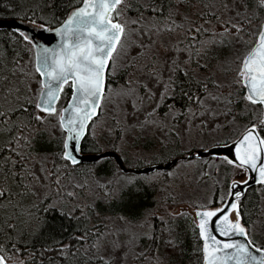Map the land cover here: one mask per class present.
Segmentation results:
<instances>
[{
  "label": "snow or ice",
  "instance_id": "obj_1",
  "mask_svg": "<svg viewBox=\"0 0 264 264\" xmlns=\"http://www.w3.org/2000/svg\"><path fill=\"white\" fill-rule=\"evenodd\" d=\"M167 2L168 0H165V3ZM80 3L82 6L74 8L59 27L51 26L49 22L38 25L42 31L52 33L59 39L60 43L55 48L36 44L33 37L21 29H16L14 32L15 36L20 37L30 46V50L38 49L35 72L40 77L41 99L35 104V113L30 111L29 107L31 101L28 100L27 91L30 89L21 90L11 84L13 77L27 75L20 67L19 54L12 53L6 59L8 49L6 47L0 49V134H8L0 141V264H9L11 259V253L5 249L3 241L9 240V247L15 249V242L11 237L20 219L16 209L20 207L25 197L35 196L36 185L43 183V178L29 167L32 157L27 151L32 146L36 125H45L48 117H56L64 134L60 159L65 162V167H72L81 164L80 154L85 147L82 141L93 135V127L103 115V105L110 96L115 95L123 100L133 101L132 109L136 113L143 111L141 105L145 97L148 101L156 98L153 88L140 80H129L118 90H113L108 84L115 70L116 60L127 46L130 34L141 31L139 25L144 19L143 14L141 13L138 19H122L125 11L131 7L129 0H80ZM256 4L258 8H264V0H256ZM222 6L227 7V4ZM145 11L159 16L165 9L160 5L159 0H154ZM240 15L236 13L233 18L221 19L216 14L202 13L197 21H190L189 27L185 29L183 24H178L169 13L163 27L151 28L149 32L153 34L167 32L171 36V34L179 35L180 31H184L185 36L182 40L171 41L165 48V51L174 54L161 57L159 63L157 56L149 55L146 67L137 66L139 62L133 58L129 68L133 74L147 76L154 85L162 86L159 100L166 101L169 99V93L175 91L174 86L177 81L173 80V73L180 72L188 76V67L192 62H195L197 68L207 67L206 62L201 61L216 41H199V36L209 32L204 25H210L214 20L219 21L221 31L210 35L232 36L242 40L246 29L244 22L236 18ZM23 18L29 19L33 24L37 22L29 16ZM245 19L247 23H252L251 17L245 16ZM130 25L137 27L132 28ZM149 32L143 34L148 35ZM139 47L143 48L144 45L141 44ZM180 52L187 54L183 62L175 55ZM136 55L139 56L140 53L137 52ZM165 72L169 73L167 80H165ZM211 83L219 94H213L208 83L203 84L205 92L224 106L221 114L228 115L231 111L230 106L234 103L231 92H222L221 84ZM232 84L236 88L245 90L242 99L246 102V106L260 105V110L264 111V23H261L257 33L256 46L239 60L238 71ZM66 87L71 89L70 95L65 91ZM139 89H143V94ZM183 94L189 100L203 105L201 98L187 91ZM62 97L67 99V104L62 105L58 111L56 105ZM160 106L158 103L156 108L147 112L143 120L137 116L136 126L157 127L158 123L154 116ZM163 106L171 110L170 105ZM232 120H235V116H232ZM90 124L93 127H90ZM200 126L203 131L207 127L206 122L202 120ZM220 127L219 124L215 125L213 131ZM261 132H264V120L246 128L239 140L233 142L231 146L225 142L223 147H231L234 156V159L226 158L227 164L246 173H256V182L264 185V136ZM176 135L179 136V132ZM121 138L123 137H117V139ZM181 142L177 143V147ZM198 155L200 153L193 149L185 159L190 162ZM49 176L57 177L54 183L58 186L60 183L58 169L53 168ZM248 183L249 180H244L231 184L227 198H217L216 202L220 204L218 208L207 205L197 206L194 223L198 229L197 240L200 242L199 251L203 254V264H264V248L256 246L250 231L241 223L240 201L244 193L235 189ZM100 186L104 187V185ZM65 195L75 196L76 193L68 192ZM233 213L235 219H230ZM235 237L242 239L237 240L234 239ZM84 239V236L80 237V240ZM130 240L134 244L135 237H130ZM169 242L171 243V240ZM92 247L96 248L97 245L93 243ZM113 247L117 245L114 244ZM131 252V248L125 247L119 257L109 253L106 256L102 255L100 259L103 264H126L127 256ZM147 258L148 255L145 253L136 254L140 264H143Z\"/></svg>",
  "mask_w": 264,
  "mask_h": 264
},
{
  "label": "rangeland",
  "instance_id": "obj_2",
  "mask_svg": "<svg viewBox=\"0 0 264 264\" xmlns=\"http://www.w3.org/2000/svg\"><path fill=\"white\" fill-rule=\"evenodd\" d=\"M151 2L152 0H129L131 7L125 11L121 18L138 19L139 17L135 16L134 12L139 8L148 7ZM224 4H227V7H223ZM257 8L256 0H175L163 21L154 16L143 15L144 19L139 25L141 31L130 34L127 46L116 60L115 70L110 81L120 84L110 85L113 90H118L129 80H140L153 88L156 98L148 101L145 97L141 105L143 111L136 113L132 109L133 101H126L115 95L110 96L103 105V115L98 118L99 122L94 127L92 126V137L94 139L99 137L101 151L118 152L125 166L130 169L163 165L177 158L179 159L178 163L168 170L155 171L150 174L124 173L118 169L111 176L91 175L89 178L79 180L70 167H65L64 163L60 165V162L59 164L57 162L59 166L55 167L48 154L34 150V147L31 146L27 149L32 157L29 167L43 178V183L36 185L35 196L23 199L18 208L22 215L24 216L23 212L33 210L34 206L43 199H50L51 206L57 207L64 213L79 215L84 214L86 209L91 210L98 198L106 203V200H110V198L119 199L123 192L132 187L139 193L148 190V194L154 201L150 199L155 204L147 209L141 219L134 221L115 216H106L101 219L104 232L99 237L94 250L96 249L100 256L113 253L119 257L124 248L129 247L132 252L127 256L126 264H131L137 260L136 254L146 251V244L149 242L152 231H160V241L157 243L160 246L157 249V260L155 261L157 264H165L167 259L178 261L188 255H192L191 257L194 258L192 264H203V254L199 251L200 242L197 240L198 230L194 223L196 221L194 210L199 205L211 206L218 197L227 198L230 183L236 179H245L246 172L227 164L226 160L222 158H192L188 162L186 159H182L181 155H188L193 149L204 150L228 142L230 138H234L235 135L241 134L252 124L261 121L263 115V111L260 110L261 106L250 104L246 106V102L243 101L244 109H236L237 104L241 101L238 99L244 95L242 88L234 87L232 81L238 71L239 60L256 45L257 33L262 22H252L248 28H245L246 32L242 40L232 36L210 35L221 31L220 22L215 20L210 25L205 24L204 26L209 29V32L198 37L200 42L215 40L216 43L211 46L207 56L201 61L206 62L207 67L200 69L195 66V62H192L188 67L189 75L201 84L208 83L209 89H212L215 95L219 93L216 92L211 82L221 84L223 87L220 91L231 92L234 103L230 106L231 111L228 115L221 114L224 106L212 99V96L208 95L204 88L201 94L195 93L194 95L203 100V105L190 100L184 107H181L175 101H171L173 92L169 93L168 100L160 101L162 86L154 85L147 76L133 74L129 63L135 58L139 62L137 66L146 67L149 55L157 56L159 63L161 57H169L174 54L171 51H165V48L171 41L182 40L185 36L184 31H180L179 35L171 34V36L167 32L158 34L149 32L151 28L163 27L169 13L172 14V19L178 24H183L187 29L189 22L197 21L198 16L202 13L216 14L221 19L233 18L236 13H240L241 15L236 18L244 22L245 16H257ZM262 16L264 17V15ZM130 27L136 28L137 26L130 25ZM144 32H149V34L144 35ZM141 44L144 45L143 48L139 47ZM137 52L140 53L139 56L136 55ZM175 55L183 62L187 54L180 52ZM181 66L184 67L183 63ZM20 67L27 74L26 77L29 75L32 77L31 93L36 104L40 92V78L37 79L33 76L36 73L34 49L33 55L28 59L26 65L23 64ZM176 73L172 74L173 80ZM168 75L169 73L165 72V80ZM139 92L143 94V89H139ZM66 101L67 99L62 97L57 106L58 111ZM158 103L161 106L154 116L158 126H145L144 128L136 126V117L143 120L144 115L156 108ZM165 104L170 105L171 110L164 107ZM194 113L196 115H193ZM240 113L242 120L237 119V115ZM232 116H235V120H232ZM202 120L207 125L203 131L200 126ZM217 124L221 127L213 131ZM45 129L52 139L61 140L63 147L64 134L56 117H48ZM177 132H179V136L176 135ZM118 136L123 138L117 139ZM180 141L182 142L177 147V143ZM162 151L163 155H161ZM53 168L58 169L60 181L58 186L54 183L57 177L49 176V172ZM42 169L43 171H41ZM100 185H104V187ZM259 191H261L260 215L254 222L248 226L245 225L255 244L264 248V185L259 187ZM68 192H75L76 195H65ZM232 219H235V214L232 215ZM182 231L184 232L182 233ZM130 237H135L134 244ZM114 244L117 247H113ZM22 261L21 256L14 255L9 264H21Z\"/></svg>",
  "mask_w": 264,
  "mask_h": 264
},
{
  "label": "trees",
  "instance_id": "obj_3",
  "mask_svg": "<svg viewBox=\"0 0 264 264\" xmlns=\"http://www.w3.org/2000/svg\"><path fill=\"white\" fill-rule=\"evenodd\" d=\"M174 2L175 0H168L167 3H165V0H159L160 5L165 9L164 13L159 16L156 13L145 11L148 7L137 9L134 15L139 17L142 13L143 15L154 16L158 20L163 21L167 11L171 9ZM152 3H154V0L150 4ZM80 4V0H0V18L30 22L29 19L23 18L29 16L36 19L35 25L49 22L51 26L56 27L64 21L72 9L78 7ZM256 10H258L257 16L251 17L252 22L260 23L261 21L264 23V20H262L264 19L262 16L264 15V8H257ZM53 21L54 23H52ZM251 24L247 23L246 19L244 20L245 28H248ZM14 32L11 29L0 30V49L5 47L8 49L6 59L12 53H18L20 65H26L28 59L33 55V49L30 50V46L23 42L20 37L15 36ZM9 66L11 67V65ZM5 74L7 75V70ZM33 76L37 79L40 78L37 73L33 74ZM31 80V75L28 77L21 75L18 78L14 77L11 80V84L19 87L21 90L30 89V91H27L28 100L31 101L29 107L30 111L35 113V103L31 93ZM174 80L177 83L174 86L175 91L173 92L171 101H175L181 107H184L190 101L183 94L185 91L191 95L202 93L203 84L193 79L190 75L185 76L177 72ZM108 84L117 86L120 83L109 80ZM209 84L212 85L210 82ZM65 91L69 92L70 95L71 89L66 87ZM244 92L245 90L242 88L243 95ZM238 100L241 101L237 104L236 109H244V100L242 98ZM240 117H242L241 113L237 115V119L242 120ZM245 120H247V117H245ZM7 135V133L0 134V141L6 138ZM239 135L230 138L231 140L229 139L228 142L233 141ZM262 135L264 136V132H262ZM98 139L99 137L94 139L92 135L86 137L82 142L85 145L83 153L102 152ZM32 146L34 150L48 154V157L52 158L51 163L55 167L59 166V162L60 165L62 163L65 164L60 159L62 150L61 140L56 141L52 139L48 135L45 125H36L35 134L32 136ZM181 156L184 155L182 154ZM70 168L79 180L89 178L91 175L111 176L119 169L112 158L103 159L95 164H79ZM253 190H249L241 202L243 220L247 224L254 222L260 215L259 202L261 198L259 201V195L253 193ZM150 198L152 199V196L148 194V190L139 193L132 187L123 192L122 197L119 199L110 198V200H106V203H104L98 198L91 207V210L86 209L84 214L79 215L64 213L57 207L51 206L52 202L50 199H43L38 205L34 206L33 210L23 212L24 216L18 208L16 209L20 214V219L17 221V227L11 237L15 242V249L13 250L9 247V240L7 239L3 241L4 247L11 253V257L14 255L21 256L23 258L21 264H103V261L100 259L101 256L92 247L93 243L98 244L97 237H100L102 232H104L102 231L103 225L101 219L106 216L123 217L134 221L141 219L147 209L153 204ZM217 204L215 202L211 206ZM9 212H11V209ZM81 236L85 237L83 241L80 240ZM150 237L149 242L146 244V251L144 252L148 255V258L144 260L143 264H157L155 261L157 260L156 252L160 246V244H157L160 241V231H152ZM191 256L188 255L178 261L167 259L165 264H192L194 258ZM131 264H140V261L136 260Z\"/></svg>",
  "mask_w": 264,
  "mask_h": 264
},
{
  "label": "water",
  "instance_id": "obj_4",
  "mask_svg": "<svg viewBox=\"0 0 264 264\" xmlns=\"http://www.w3.org/2000/svg\"><path fill=\"white\" fill-rule=\"evenodd\" d=\"M81 6L82 5L80 4L78 7H75V8H79ZM72 11H73V9L71 10V12ZM68 15H67V17H68ZM67 17L64 20H66ZM60 25H58L56 27H59ZM3 29H11V30H14V31L16 29H21L26 34L32 36L33 39L35 40L36 44L42 45V46H46V47H50V48H55L60 43L59 39L56 38L52 33H49V32H46V31H42L39 26H37V25H35L33 23L22 21V20H18V19H3V18H0V30H3ZM37 52H38V49H34L35 64L38 63V61L36 59ZM40 99L41 98L39 96L37 103L40 101ZM66 104H65V106H66ZM262 120H264V112H263ZM239 138H240V136L237 137L235 140L227 143V144L229 146H231L233 144V142L238 141ZM223 145L224 144H218V145H214V146H212V147H210L208 149L196 150L197 152L200 153V155L196 156L195 158L215 157V158H224V159H226V158H233L234 159L231 147H223ZM186 156H188V155H185V156H183L181 158L185 159ZM105 158L114 159L116 164L118 165L119 169L122 172H124V173H134V174H138V175L150 174V173H153L155 171L168 170L173 165H175L178 162V160H179L177 158V159H173V160H171L168 163L163 164V165L157 164V165L147 166V167L140 168V169H130V168H127L125 166L120 154H118L117 152H115L113 150H106V151H102V152H99V153H83L82 152L80 154L81 164L96 163V162H99L100 160L105 159ZM256 176H257L256 173H247V177H246L245 180H249V183L247 185L242 186V187H237L235 189V191H238V192L242 191L244 193V195H245L247 189H249L250 187H254L256 185H260L259 183L256 182ZM241 181H244V180H233L231 182V184L238 183V182H241ZM196 211H197V209L194 211L195 217H196ZM230 219H231V217H230ZM234 239L241 240L242 238L235 237Z\"/></svg>",
  "mask_w": 264,
  "mask_h": 264
},
{
  "label": "flooded vegetation",
  "instance_id": "obj_5",
  "mask_svg": "<svg viewBox=\"0 0 264 264\" xmlns=\"http://www.w3.org/2000/svg\"><path fill=\"white\" fill-rule=\"evenodd\" d=\"M261 135H262V132H261ZM262 136H263V135H262ZM260 187H261V186H260ZM251 189H254L252 192L255 193V194H258V195H259V198H260V193H261V191H259V188H258L257 186H254V187H250L249 189H247L245 195L241 198L240 203L242 202V200L244 199V197L246 196V194L248 193V191L251 190ZM219 206H220V204H217V205H215V206H212V208H217V207H219ZM233 214H234V213H233ZM233 214H232V215H233ZM241 223H242V224H246L247 226L249 225V224L246 223V221L243 220V216H242ZM247 226H246V227H247ZM247 228H248V227H247ZM197 230H198V229H197Z\"/></svg>",
  "mask_w": 264,
  "mask_h": 264
}]
</instances>
